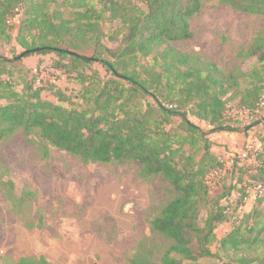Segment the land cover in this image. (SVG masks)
I'll return each mask as SVG.
<instances>
[{"label":"trees","instance_id":"16d2710c","mask_svg":"<svg viewBox=\"0 0 264 264\" xmlns=\"http://www.w3.org/2000/svg\"><path fill=\"white\" fill-rule=\"evenodd\" d=\"M56 1L0 0V41L14 39L22 53L26 51L23 56L55 53L57 65L76 72L80 88L68 95L54 84H39L31 75L16 89L13 75L22 67L0 56V139L17 130L26 136L35 132L43 141L39 146L42 158L53 147L84 163L135 159L142 163L143 175L159 174L167 180L174 195L151 219L150 230L170 243L159 262L138 253L128 264H183L184 260L228 257L230 253L229 264H264V249L259 250L264 247V143L252 152L256 164L250 178L254 180L241 187L234 185L239 193L235 205L228 201L219 205L217 198H209L208 177L222 172L225 163L211 152V141L204 137L220 128L237 130L232 123L224 124L229 99H236L238 111L253 114L258 109L264 94V37H256L248 46L246 55L258 65L245 74L246 84L241 86L236 73H224L214 62L169 44L192 36L189 19L202 8V0H101L99 16L106 12L108 20L122 27L119 44L111 51L112 61L98 59L110 74L104 79L81 71L92 57L69 48L95 30L97 21L91 19V12L97 11L88 0H69L74 17L65 19L60 11L47 10ZM218 1L239 12L264 15V0ZM20 11L25 17L16 23ZM102 36L97 29V40ZM64 57L67 63H62ZM148 57L152 63L137 69L139 60ZM46 89L56 101L41 97ZM187 114L212 129L204 132ZM173 116L181 119L180 132L166 128ZM248 126L239 130L245 134ZM236 160L238 164L242 161L239 155ZM0 185H5L2 180ZM254 185H260L263 192L243 210L247 190ZM203 209L207 213L200 225ZM224 223L230 229L218 235L216 228ZM16 264L49 262L43 256L21 257Z\"/></svg>","mask_w":264,"mask_h":264},{"label":"rangeland","instance_id":"374dc122","mask_svg":"<svg viewBox=\"0 0 264 264\" xmlns=\"http://www.w3.org/2000/svg\"><path fill=\"white\" fill-rule=\"evenodd\" d=\"M68 2L57 0L47 10L49 13L58 10L63 18L71 20L74 11ZM202 2V8L189 19L192 36L169 44L214 62L224 73H236L240 85L245 86V74L258 65L246 52L256 37H264V15L239 12L218 0ZM88 3L97 11L91 12V19L97 21L96 28L87 32L78 46L69 48L92 57L80 67L81 71L109 78V72L98 59L112 61L111 51L119 44L122 27L118 21L108 20L106 12L99 16L101 0ZM22 17L25 15L20 11L15 22ZM97 29L103 32L98 40ZM115 36L118 38H112ZM25 38L30 42V37ZM22 51L14 39L0 41V56L11 58L22 67L13 75L16 89L21 88L24 78L33 75L39 84H54L68 95L77 93L80 83L76 72L57 65L55 53L23 56ZM67 62L64 57L62 63ZM150 63V57L142 58L137 69L142 70ZM41 97L56 101L47 89L41 92ZM165 100L159 99L162 103ZM234 103V98L227 102L224 124L232 123L237 130L220 128L204 136L211 141V152L225 163L222 172L208 177L209 198H217L219 205L227 201L235 205L239 193L234 185L241 187L254 180L250 178L251 168L256 164L252 152L264 143V117L238 111ZM187 117L204 132L213 127L194 115ZM180 124L181 119L173 116L166 128L177 133ZM247 125L244 134L239 129ZM42 142L37 133L26 136L21 130L0 139V180L5 184L0 185V264H16L21 257L39 256L49 264H128L138 253L149 261L159 262L170 241L154 234L150 221L174 195L169 182L159 174L143 175L142 163L135 159L84 163L78 156L53 147H49L48 157L42 158L39 149ZM200 144L197 140L198 149ZM244 153L248 158L238 164V155ZM221 194L225 196L218 198ZM226 195L228 199L224 200ZM252 201L247 198L243 209H249ZM206 213L207 209L201 211L200 225ZM229 229V224L224 223L217 226L216 232L221 235ZM261 237L264 239V232ZM216 248L213 246L212 251ZM228 257H232L231 253ZM228 257H201L182 263L229 264Z\"/></svg>","mask_w":264,"mask_h":264},{"label":"built area","instance_id":"2783aa9c","mask_svg":"<svg viewBox=\"0 0 264 264\" xmlns=\"http://www.w3.org/2000/svg\"><path fill=\"white\" fill-rule=\"evenodd\" d=\"M255 114L264 115V94L261 97V100H260L258 109H256L255 112L253 114H250V115L251 116H254ZM239 156H240V158H241L242 161L244 159L248 158V154L247 153H244L243 155H239ZM253 158H254V155L252 153V160H253ZM247 192H248V198H249V200L250 199L253 200L257 195H260L263 192V189H262V187L260 185H254V186H252V188H249L247 190ZM244 206H243V208H244ZM243 210H245V209H243Z\"/></svg>","mask_w":264,"mask_h":264},{"label":"crops","instance_id":"0c3cea01","mask_svg":"<svg viewBox=\"0 0 264 264\" xmlns=\"http://www.w3.org/2000/svg\"><path fill=\"white\" fill-rule=\"evenodd\" d=\"M231 134H233V133H230L229 135H231ZM209 138L211 139V134H209Z\"/></svg>","mask_w":264,"mask_h":264},{"label":"water","instance_id":"95a60500","mask_svg":"<svg viewBox=\"0 0 264 264\" xmlns=\"http://www.w3.org/2000/svg\"><path fill=\"white\" fill-rule=\"evenodd\" d=\"M25 53H26V51H25V52H23V53H22V55H24Z\"/></svg>","mask_w":264,"mask_h":264}]
</instances>
